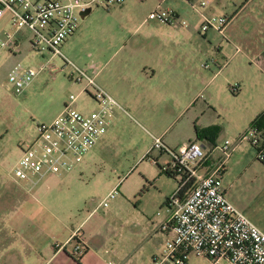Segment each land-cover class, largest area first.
Segmentation results:
<instances>
[{
	"label": "rangeland",
	"instance_id": "374dc122",
	"mask_svg": "<svg viewBox=\"0 0 264 264\" xmlns=\"http://www.w3.org/2000/svg\"><path fill=\"white\" fill-rule=\"evenodd\" d=\"M245 1L248 0H237L234 9H239ZM167 4L177 7L181 0H168ZM178 10L188 12V7L182 4ZM121 12L125 11L115 5L92 8L79 20V31L70 38L73 39L70 47L61 49L64 55L85 70L88 68L84 67L92 63L101 67L120 44L110 42L107 31L118 35L120 27H124L126 35L135 26L136 22L126 20ZM246 12H264V0H251L237 23L244 21L240 18ZM27 37L28 32L22 30L15 54H9L7 49L0 50V219L10 216L7 211L15 201L14 190L26 184L15 182L11 173L21 147L35 139L36 124L50 122L58 112L60 102L69 94L76 95L82 87L69 77L70 67H62L59 59L55 58L52 73L46 69L21 92H13L6 78L12 65L22 62L36 66L41 62V58L31 50ZM129 47L131 42L128 41ZM219 61L221 64L224 59L219 56ZM202 63L205 68L206 63ZM92 66H89L92 71L96 70ZM212 69L203 70L211 75ZM225 74L226 71L220 73L209 89L221 83ZM71 82L77 86H72ZM231 84L233 82L228 85L223 83L226 94H234L230 90ZM209 89L200 90L198 99H194V106L180 114L173 99L165 96L139 107L121 101L122 104L115 108V118L111 117L106 127L109 139L87 167L80 170V166H76L70 178H49L45 181V186L52 189L46 197L49 199L42 198L43 204L38 206L43 211L42 215L50 210L71 224L83 222L86 226L96 224L99 229L107 228L109 236L100 250L108 249L107 258L114 259L117 264H152L151 255L160 253L165 244V237L159 232L160 220L166 215V200L177 189L179 180L178 176H169L160 170L159 166L167 165L171 158L160 150L158 140L174 148L169 144L171 139L182 140V136L187 134L194 136L195 128L205 130L207 135H213L216 146L212 158L217 160L222 157L218 146L224 139L236 141L250 126V115L236 100H228L223 91L217 95L215 110L203 107ZM85 93L87 98L79 96L77 100L83 112L87 111L85 107L90 106V97ZM189 95L188 92L187 101ZM132 99L137 100V94ZM147 153L149 157H145ZM155 159L159 166L154 163ZM241 166L229 171L223 185L239 209L245 208L264 224V191L249 185L246 180L248 178L249 181L251 176L259 178L261 171H243L240 181L236 182L235 175ZM251 172L253 174L249 175ZM110 193L113 195L110 196ZM104 198H108L107 205H99ZM188 261L190 264H210L195 255H191Z\"/></svg>",
	"mask_w": 264,
	"mask_h": 264
},
{
	"label": "crops",
	"instance_id": "0c3cea01",
	"mask_svg": "<svg viewBox=\"0 0 264 264\" xmlns=\"http://www.w3.org/2000/svg\"><path fill=\"white\" fill-rule=\"evenodd\" d=\"M167 1L124 0L120 5H115L125 11L121 12L123 18L136 22L135 26L126 35L124 27H120L118 35L107 31L110 42L120 43L112 53L114 57L108 58L101 67L92 63L84 68H88L87 72L93 75L96 83L119 105L125 100L139 107L165 96L173 99L179 114L187 108H192L200 90L209 89L213 80L226 71L221 83L214 84L209 89L203 107L215 110L217 95L223 91L228 100L230 98L236 100V103L245 109L250 115L248 120L251 124L259 113L264 112V12H246L245 16L240 18L244 21L237 23V19L251 0L245 1L239 9H234L237 0H206L205 12L224 14L229 17V22L222 33L214 29L202 32L199 17L191 7V3L198 4L200 0H181L177 7L169 6ZM182 4L188 7V12L178 10ZM157 8H170L176 11L187 19V25L172 26L156 19H147V15ZM78 28L61 45L62 50L70 47L73 42L70 38L77 34ZM128 41L131 42L129 48ZM219 56L224 59L221 64ZM207 59H210V64ZM203 61L206 63L205 68L202 67ZM90 65H93V68L95 66V72ZM210 67L214 69L210 71L211 75L207 70V72L203 70ZM229 81L237 85V91L232 92L234 94H226L223 83L228 85ZM71 85L76 84L71 82ZM125 91L130 93L126 94ZM188 92L190 99L187 101ZM134 94H137V100L132 99ZM76 95L72 105L83 112L79 108L81 106L77 105V100L79 96L87 98L86 93L79 90ZM87 95L91 98L88 97L90 106L85 107L87 111L84 113L96 106L91 93L87 92ZM67 101L66 98L60 102L56 115ZM116 110L109 117L108 123L111 122V117L115 118ZM212 136L203 135L198 138L195 130L194 136L183 135L182 140L171 139L169 144L178 147L190 140L200 142L207 152L205 163L211 169L216 163L212 158V151L216 146ZM239 137L236 141H229L231 151L221 175L224 195L235 208L264 232V224L245 208L239 209L235 200L228 195L227 187L223 185L229 171L242 165L235 175L236 182L240 181L243 171L259 170L261 171L259 178L251 176L249 181L248 178L246 180L249 185L264 191V162L257 160L254 149ZM108 139L105 132L74 168L80 166L79 169L82 170L87 167ZM72 170L63 176L47 175L38 186L23 181L26 184L14 190L15 201L7 211L10 216L0 219V264H117L114 259L106 257L107 248L100 251L109 236L107 228L99 229L96 224L86 226L83 222L71 224L50 210L46 215H42L43 211L41 212L38 207L43 204L42 198L49 199L46 197L52 189L44 183L49 178L56 180L70 178L73 175ZM252 174L253 172L249 175ZM168 217L169 212L166 210V215L160 220L159 235L165 237V241L168 234L161 226L166 223ZM76 231L82 235L84 242V250L79 255L73 254L74 241L70 240V236ZM199 259L207 261L204 258ZM187 264H190L189 261Z\"/></svg>",
	"mask_w": 264,
	"mask_h": 264
},
{
	"label": "built area",
	"instance_id": "2783aa9c",
	"mask_svg": "<svg viewBox=\"0 0 264 264\" xmlns=\"http://www.w3.org/2000/svg\"><path fill=\"white\" fill-rule=\"evenodd\" d=\"M123 1L0 0V50L15 54L20 32L25 30L31 50L41 58L36 66L22 62L12 65L6 74L12 91L21 92L46 69L52 73L53 62L58 58L62 67H70L69 77L82 84L81 92H90L96 104L89 112H81L72 105L77 95L69 94L63 109L50 122L36 124L35 139L22 147L11 170L15 182L35 185L47 175L67 174L106 132L108 119L119 107L118 102L96 83L93 75L71 62L61 51V45L78 28L82 12L98 6L120 5ZM206 6V0H200L197 6L191 3L201 31L214 29L222 33L229 17L207 13ZM146 18L172 26L188 23L170 8L154 9ZM230 90L236 92L237 85H230ZM239 139L254 149L257 160L264 162V126L250 124ZM158 146L171 158L162 170L178 176L179 183L166 200L169 217L161 228L168 237L161 252L152 256V264H187L191 255L210 264H264V232L224 195L221 175L231 151L229 140L218 146L222 157L211 169L205 163V148L196 140L174 148L158 140ZM107 201L104 198L99 205L106 206ZM70 240L74 241L73 254H81L82 235L76 231Z\"/></svg>",
	"mask_w": 264,
	"mask_h": 264
},
{
	"label": "trees",
	"instance_id": "16d2710c",
	"mask_svg": "<svg viewBox=\"0 0 264 264\" xmlns=\"http://www.w3.org/2000/svg\"><path fill=\"white\" fill-rule=\"evenodd\" d=\"M251 124H257V125H259V126L264 125V112L259 113V114L254 118V120L252 121ZM195 130H196V136H197L198 138L201 137V136H203V135H207V134L205 133V130H204V131H200V130L197 129V128H195ZM145 157H149V153H147ZM154 163L158 165L156 159L154 160ZM158 166H159V165H158ZM159 168H160V170L163 169L162 166H159ZM162 171H163V170H162ZM165 173H167V172H165ZM167 174H168V173H167ZM168 175H169V176H173V175H171V174H168ZM178 183H179V180H178ZM182 191H183V190H182ZM180 193H181V191H180Z\"/></svg>",
	"mask_w": 264,
	"mask_h": 264
},
{
	"label": "water",
	"instance_id": "95a60500",
	"mask_svg": "<svg viewBox=\"0 0 264 264\" xmlns=\"http://www.w3.org/2000/svg\"><path fill=\"white\" fill-rule=\"evenodd\" d=\"M90 11H91L90 9H87V10H85L84 12H82V13H81L82 18H83L86 14H88Z\"/></svg>",
	"mask_w": 264,
	"mask_h": 264
}]
</instances>
